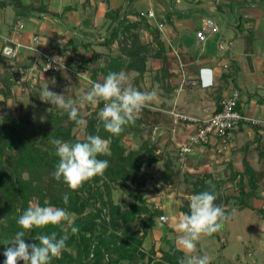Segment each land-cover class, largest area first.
Instances as JSON below:
<instances>
[{"label": "trees", "instance_id": "16d2710c", "mask_svg": "<svg viewBox=\"0 0 264 264\" xmlns=\"http://www.w3.org/2000/svg\"><path fill=\"white\" fill-rule=\"evenodd\" d=\"M7 6H12L22 19H29L31 16L40 17L42 14L58 15L43 2L24 4L22 0H0V10ZM174 11L175 9L172 8L169 13ZM106 16L111 19V23L105 39L98 41L96 38V42L87 38L82 39L79 44L84 49L90 51L94 43L110 47L119 41L122 33L127 31L135 35L136 45L133 48H124L123 58L110 56L111 58L103 65L97 66L96 70H99L104 78L110 72L119 73L122 68L127 71H136L135 87L143 91L139 84L146 75L148 66L147 56L144 53L147 46L140 39V31L146 30L155 42L156 56L162 58V65L153 76V84L158 83L166 104L176 86L171 82L173 73L167 66L168 58L159 30L154 28L135 8H129L128 5L124 10L122 8L107 12ZM79 44H74L72 49L76 51ZM253 45L254 33L253 30H249L245 43L247 54L253 53ZM97 55L99 53L92 49L91 55L82 59L80 67L92 63ZM4 61L1 48L0 65ZM42 66L43 64L41 68ZM236 72L234 69L233 72L228 70L223 77L233 78L232 75ZM95 74L91 75L93 83L96 80ZM40 77L41 74H38L35 83L27 84L29 87L28 110L18 115L14 112V105H12L11 110L3 114L10 100H17L19 96L13 90L14 84L10 80L7 69L0 66V95H2L0 99V264H4L6 258L3 253L7 247L11 246L5 245V242L10 241L16 232L22 230L17 224L18 217L28 208L30 202L45 206V201L49 205L75 213L76 217L70 219L72 226L79 229L74 234L71 231L72 226L63 222L61 225L50 224L45 228L25 231L26 243H39L34 239L36 236L51 234L54 231L57 232L58 238L67 236L66 249L62 251L59 258H53L51 264H73L74 262L119 264L123 261L134 262V264H139V261L140 264H179V260L185 256V253L177 249V232L171 226L167 225L161 237L160 241L167 243L168 248H160V257H154L157 252L154 246L151 252L145 251L143 247L148 235L158 225L157 217L163 212L160 208L151 210L148 207V199L143 195V190L153 173H158L165 182H174V176L179 174L174 158L162 152L158 148L159 143L152 142L151 138L143 139L136 148L132 149H129L125 142L127 136H144L145 129L152 126H173L172 116L163 111V108L153 109L146 106L139 112L140 116L136 118L134 124L124 126L123 132L114 136L104 129L99 117H95L104 106L103 102H100L95 106L93 117L89 119L84 137H79L75 132V128L79 126L69 119L67 111L63 112L56 105L43 102L39 98L44 87ZM22 106H25L24 102L20 108ZM43 106L48 110H42ZM238 108L240 109V101ZM242 125L244 123H241L239 127ZM250 125L255 132L254 138L232 149L233 153L242 154L244 169L239 172L232 164L229 165L234 169L231 170L230 178L238 180L239 192L237 196L231 198L232 201L228 207L224 208L229 215L236 209L251 208L260 212L264 218V207L257 208L249 201L252 197L264 198L259 191V183L264 179V145L260 133L264 126ZM88 135H99L108 142V154L99 156L98 159L108 160L109 167L102 175H96L78 189L71 190L62 179L54 178L53 173L59 157L55 154V147L50 140L58 138L65 142H83ZM253 144L258 155V167L249 159V149ZM187 171L184 174L189 176ZM129 182L136 184L134 199L130 204L122 206L114 200V190L117 187L128 188ZM225 184L226 180L222 178L218 180L212 178L210 181L200 178L187 188V193L192 197L203 191L214 192L217 196L215 203H220L219 192ZM65 194L69 197L67 205L63 203ZM190 199L188 197L182 200L179 205L181 213H190ZM136 220L141 223L142 230L130 233ZM74 246L77 249L76 257L67 250Z\"/></svg>", "mask_w": 264, "mask_h": 264}, {"label": "crops", "instance_id": "0c3cea01", "mask_svg": "<svg viewBox=\"0 0 264 264\" xmlns=\"http://www.w3.org/2000/svg\"><path fill=\"white\" fill-rule=\"evenodd\" d=\"M22 1L24 4L43 2L58 15L42 14L40 17L31 16L29 19H22L12 6L3 8L0 10V49L4 44V37L32 44L43 51L56 47L64 64L74 66V57H89L92 49L97 53L110 52L114 44L106 47L94 43L90 51L79 44V41L85 38L92 42H96V38L98 41L105 39L111 23V19L106 16L107 12L122 8L124 10L127 5L129 8H135L139 13L152 11L155 16L145 18L160 32L168 58L167 66L173 73L171 82L176 86L172 97L166 103L167 108L174 107L190 115L204 116L206 106L218 105L225 93L237 90L240 94V110L247 115L264 119V0ZM172 8L175 11L169 13ZM132 18L136 19V17ZM207 18H211L220 31L206 43H201L196 32L203 27L207 29L205 25ZM20 24L23 26L20 27ZM159 24L163 26L160 28ZM249 30H253L254 33L253 53L250 55L245 52ZM143 32L151 37L146 30L141 31L142 35ZM34 36H40L41 42H34ZM74 44L80 45L76 51L72 49ZM157 60L162 61V58L158 57ZM98 61L99 58L96 57L92 63L87 65L88 67H82L86 76L80 78L72 75L66 68L57 73L44 72L41 68L43 58L39 57L36 49L25 50L17 60L18 63L36 64L39 67L37 72L41 74L40 82L44 86L48 85L53 92L60 94L59 90L64 88L68 91L67 93L76 96H79L80 91L82 92L83 83H86L85 93L91 89L92 84L84 79L87 77L93 81L89 76V68L92 65L94 68L102 65ZM4 62L0 65L3 69L6 68ZM225 63L229 64L228 69L224 68ZM233 69L237 71L232 75L233 78L223 77L228 70L233 72ZM195 78L198 80L197 85L188 83L189 80ZM66 79L73 80V82L68 85L63 84L61 81H66ZM18 87L14 85L13 90L19 96L22 92L16 90ZM1 98L2 95H0ZM192 128L185 129V132H190ZM168 131L171 134V130ZM260 133L264 134V128ZM254 135L255 132L250 124L242 125L236 130L232 146L225 152L235 146L240 147L243 142L252 140ZM246 137L248 139L245 141ZM215 149L214 144L194 148L191 153L182 157L181 165L184 166V171L201 173L207 169L205 163L196 165L194 162L207 157L214 159ZM170 198L165 203L168 205L169 212L173 210L176 213L172 207L174 198L172 196ZM250 203L253 205L252 201ZM182 214L179 211L178 217L180 218ZM172 227L176 230V225ZM154 231H160L163 235L158 225Z\"/></svg>", "mask_w": 264, "mask_h": 264}, {"label": "rangeland", "instance_id": "374dc122", "mask_svg": "<svg viewBox=\"0 0 264 264\" xmlns=\"http://www.w3.org/2000/svg\"><path fill=\"white\" fill-rule=\"evenodd\" d=\"M224 24V23H223ZM141 33V31H140ZM107 35V33H106ZM135 35L131 33L130 31H127L125 33H122L120 35V39L118 42H116L112 48L110 49V52H99V55H97V58H99V63H105L108 61L110 56L114 57H124V48H133L136 45ZM140 39L142 43L146 44V48L144 53L147 56V66L148 71L146 75L143 77L142 80H140V87H142L143 91H152L155 90L157 93V96L154 98L153 101H151L147 106L150 108H163V111L166 112V104L165 100L163 98V94L161 91V88L159 87L158 83L153 84V76L156 74L158 70V66L162 65V61L157 60L158 57L156 56V46L155 42L153 41L152 36L150 37L145 32H143V35H140ZM139 49V48H138ZM109 56V58L107 57ZM81 61L83 57L80 58ZM126 62V61H125ZM98 63V62H97ZM94 64V63H93ZM125 65V63H124ZM88 67L87 65H84ZM101 66V65H98ZM94 66L92 65L89 70V76L91 77V74H95L96 80L95 82H103L104 76L102 75L99 70H96ZM122 72H124L128 77V83H130L132 86L135 87V78L137 76L136 71H127L125 68L121 69ZM120 71V72H121ZM73 75V74H72ZM77 76V75H74ZM81 78V77H80ZM84 78V77H82ZM85 81L90 82V84H93V82L87 77L84 79ZM63 84L66 85L70 84V82H73V80L61 81ZM192 82H189L191 84ZM84 85L86 83H83ZM82 85V92H79V96L77 95H70L67 93L68 91L59 90L60 95H63V99L65 101H72L74 105L78 108L80 117L84 120V124L76 127L75 132L77 136L84 137L86 128L89 123V119L92 116V114L95 112V106L89 104V103H80V98L84 96L86 93L84 90H86V85ZM16 86H19L16 90L20 93L17 100L11 99L9 102V105L7 106V109L4 111L3 114H6L8 111L11 110V106L14 105V112L16 114H21L28 110L29 106V87L28 85H21L17 84ZM137 86V85H136ZM137 88V87H136ZM90 90V89H88ZM82 94V96H80ZM18 101L24 102L25 106H20L22 103H19ZM163 104H165L163 106ZM42 110L46 111L48 108L45 106L42 107ZM63 110V109H62ZM65 110H63L64 112ZM79 117V118H80ZM95 117H98V113ZM146 127V126H145ZM163 129H172L171 127H165L161 126ZM143 128V127H142ZM148 128L145 129L144 134H147ZM144 136L139 137H133V136H127L125 138L126 145L129 149L136 148L140 142H142L143 139H145ZM248 139L246 137L245 141ZM154 143H159L158 148L167 154H170L175 161V167L176 170L179 171V174H176L174 176V182L168 183L163 181L158 173H153V176L148 179L146 186L143 190V195L148 199V207L153 210L155 208H160L163 210L162 214L157 217L158 224L161 222L160 217L162 215L167 216V221L163 222L168 227L171 225L175 226L177 221L179 220V205L181 204L182 200L185 198H191L189 194L187 193V188L193 185V183L200 178H206L208 181H210L212 178L223 179L226 180V184L222 186L220 190L221 202H217V205H221L223 207H228L229 203L232 201V197H235L238 195L239 192V185L238 180H232L230 178V173L233 168H230V164L233 165L234 169L236 171H243L244 169V163L242 160V154L237 152L233 153L231 148L227 152L225 150H214L215 157L206 159H203L199 162H194V164H201L205 163L207 169L203 168L204 171L201 173H197L195 171H187V175H185V171L183 169V163L180 152L178 150V143L173 139L172 135L170 133H164L161 132L156 140L151 139ZM261 141L264 145V134H261ZM247 142V141H246ZM245 142V143H246ZM243 142V144H245ZM241 144L240 146H242ZM255 144L252 145L249 149V159L253 162L255 166H259L258 161V155L257 151L254 149ZM239 147V146H235ZM216 158V159H215ZM158 166H161V161L158 163ZM201 166V165H200ZM205 166V165H204ZM233 169V170H234ZM128 188H121L117 187L114 190V200L119 203L122 206H126L130 204L134 197L133 194L135 193L136 184L129 182ZM260 186V194L264 196V179L259 183ZM174 198V203H172V207H174V210L176 213L171 210L169 212L168 205L165 203L169 201L171 198ZM228 198V199H227ZM249 201L253 202V205L257 208L264 207L263 202L264 198H255L252 197L249 199ZM164 205V207H163ZM259 206V207H258ZM70 218H75L76 214L72 212H68ZM177 214V215H176ZM170 221V222H169ZM169 222V223H168ZM135 224V225H134ZM134 228L130 231V233H136L140 232L142 230L141 223H139V220H136L134 222ZM261 225H264V218L262 217L261 213L257 210H252L251 208H246L244 210H238L236 209L231 215H229V219L226 221L225 226L218 232L212 234L211 236H203L200 241L197 242V249L194 253L195 255H203L204 253H207L210 256V264H264V233L261 231ZM157 227L155 228V230ZM176 231V230H175ZM160 232V231H159ZM158 231H152L151 235H148L146 241L143 244L145 251H152V247L154 246L156 251V255L154 257L157 258L160 257L159 250L160 248L167 249L168 244L164 243L161 240L162 233H159ZM177 232V231H176ZM179 233L177 232V236ZM154 249V248H153ZM68 252L76 257L77 255V249L76 247H70L67 248ZM147 258V257H146ZM20 264H23L21 261ZM73 264H78V262H74ZM119 264H134V262H127L123 261ZM140 264V261H139Z\"/></svg>", "mask_w": 264, "mask_h": 264}, {"label": "clouds", "instance_id": "9594fccd", "mask_svg": "<svg viewBox=\"0 0 264 264\" xmlns=\"http://www.w3.org/2000/svg\"><path fill=\"white\" fill-rule=\"evenodd\" d=\"M58 63V70L63 69L61 58H54ZM99 62V61H98ZM52 67L49 64V68ZM47 71V69L45 70ZM157 93L152 91H140L128 83V77L124 72H110L103 82H94L91 89L80 98V103H89L93 106L103 102L104 106L99 111L98 117L103 123L104 129L114 136L120 135L124 126L134 124L137 114L154 100ZM41 101L51 103L68 112L69 119L78 126L84 124L79 117V110L72 101H65L63 95L51 91L44 86L40 92ZM51 109H49L50 111ZM50 143L55 147V154L59 157L56 170L53 175L56 180L63 182L71 189L76 190L83 183L96 175H102L109 167V161L98 159L107 155L109 145L99 135H88L83 142H65L54 138ZM158 155V154H157ZM214 187V186H213ZM217 196L214 192L203 191L195 194L190 199V213H184L176 223V247L183 251L185 256L179 260V264H210V256L207 253L195 255L197 242L203 236H211L220 231L229 214L226 209L215 203ZM63 203H69L67 194L63 197ZM67 222L72 226V220L64 208L49 205L45 206L29 203L28 208L18 217L17 224L22 229L15 236L6 241L7 247L3 255L4 264H51L53 258H59L66 249L67 236L58 238L57 232L42 234L34 239L39 243H26L25 231L34 228H45L48 225H61ZM264 233V225H261ZM72 233H77V227H71Z\"/></svg>", "mask_w": 264, "mask_h": 264}, {"label": "built area", "instance_id": "2783aa9c", "mask_svg": "<svg viewBox=\"0 0 264 264\" xmlns=\"http://www.w3.org/2000/svg\"><path fill=\"white\" fill-rule=\"evenodd\" d=\"M140 14L144 17H154L155 13L152 11H141ZM204 27L196 32L197 38L201 43H206L212 36L219 33V27L211 19L205 20ZM23 24H20L22 27ZM160 28L162 24L158 25ZM34 42H41L40 36H34ZM2 54L5 58L4 65L8 71L11 82L14 85L21 84L27 85L32 82L35 83L38 77L39 67L36 64L18 63L17 60L20 54L25 50L36 49L39 57L43 58V71L49 73H57L62 69L58 70V63L54 58H61L59 50L56 47H51L48 51L35 48L32 44H27L23 41L15 40L13 38H3ZM63 61V60H62ZM74 66H66L71 74L77 75L78 77L86 76L84 68L80 67L81 59L74 57ZM49 64L52 67L49 68ZM224 68L228 69L229 64L225 63ZM47 69V71H45ZM93 82V81H92ZM192 82L191 85H197L198 80L191 79L188 81ZM240 99L239 91L233 90L225 93L219 102V105L206 106L204 116L190 115L177 110L176 108H167L166 112L169 113L173 118V127L171 129V135L173 139L178 143V149L181 158L191 153L194 148L207 146L214 144L217 150H227L232 146L235 138L236 130L239 128L241 123L253 124V125H264V119L259 117H253L243 113L238 108V102ZM139 113L137 117H139ZM193 127L190 132H185V129ZM184 129L183 131H181ZM169 129H163L159 125L148 128L146 138L156 140L157 136L164 132L169 133ZM161 222L167 221V216L162 215L160 217Z\"/></svg>", "mask_w": 264, "mask_h": 264}, {"label": "water", "instance_id": "95a60500", "mask_svg": "<svg viewBox=\"0 0 264 264\" xmlns=\"http://www.w3.org/2000/svg\"><path fill=\"white\" fill-rule=\"evenodd\" d=\"M158 228L160 229H162V231H163V233H165V231H166V224L165 223H163V222H160L159 224H158Z\"/></svg>", "mask_w": 264, "mask_h": 264}]
</instances>
